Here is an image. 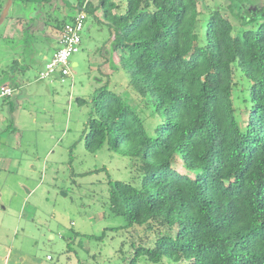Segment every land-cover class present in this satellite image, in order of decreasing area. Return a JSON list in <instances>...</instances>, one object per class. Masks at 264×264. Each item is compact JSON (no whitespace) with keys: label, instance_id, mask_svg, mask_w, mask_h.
<instances>
[{"label":"trees","instance_id":"obj_1","mask_svg":"<svg viewBox=\"0 0 264 264\" xmlns=\"http://www.w3.org/2000/svg\"><path fill=\"white\" fill-rule=\"evenodd\" d=\"M10 1L57 0H1ZM220 5L78 2L102 9L112 72L141 99L127 102L108 82L79 98L91 107L86 148L130 160L133 181L112 182L139 226L128 264H264V5Z\"/></svg>","mask_w":264,"mask_h":264},{"label":"rangeland","instance_id":"obj_2","mask_svg":"<svg viewBox=\"0 0 264 264\" xmlns=\"http://www.w3.org/2000/svg\"><path fill=\"white\" fill-rule=\"evenodd\" d=\"M112 1L125 9L126 0ZM78 2L15 1L1 20L7 3L0 0V88H14L12 96L0 94V264H128L133 253L139 226L128 222L112 192L113 181H133L130 160L107 147L91 152L83 137L91 107L79 98L90 100L108 82L127 102L141 100L122 69L112 72L118 57L104 58L110 29L96 18L101 8L87 13L81 50L71 58L80 65L41 78L57 44L56 22L72 21ZM231 2L264 5L205 0L212 7ZM36 19L44 26L33 30Z\"/></svg>","mask_w":264,"mask_h":264},{"label":"built area","instance_id":"obj_3","mask_svg":"<svg viewBox=\"0 0 264 264\" xmlns=\"http://www.w3.org/2000/svg\"><path fill=\"white\" fill-rule=\"evenodd\" d=\"M87 12L81 10L72 21L66 22L60 31V46L54 51L46 69L41 72V78L52 76L55 72L69 75L72 72V56L81 50L82 32L86 25ZM2 96H12L14 89L9 85L0 88ZM51 259V256H48Z\"/></svg>","mask_w":264,"mask_h":264},{"label":"crops","instance_id":"obj_4","mask_svg":"<svg viewBox=\"0 0 264 264\" xmlns=\"http://www.w3.org/2000/svg\"><path fill=\"white\" fill-rule=\"evenodd\" d=\"M13 4V2L10 4V6ZM78 6V5H77ZM79 11H81V9L79 10ZM32 17H34V16H32ZM31 21H33L32 23H34V24H32V28H33V30L34 29H36V28H40V27H42V26H44V23L42 22V21H40V20H38V19H36V20H30V22ZM36 23V24H35ZM60 23V21L58 22V20H57V22H56V28H58L57 30H56V32H55V34L53 35V36H51L52 37V39H54V40H57V44L55 45V46H53V49H52V52H51V56H50V58L48 59V61L46 62V64L49 62V60L51 59V57H52V55H53V53H54V51L60 46V40H59V38H60V31H61V27H59L58 26V24ZM36 25V26H35ZM34 26H35V28H34ZM27 27H29V26H27ZM43 30V28L42 29H40V31H42ZM48 31V30H47ZM22 34V36H23V34H24V32H22L21 33ZM109 38H108V41H107V45H106V48H109V49H106V50H108L107 52H106V50L104 49V51L106 52V54H108L107 56H105L104 58L106 59V61H109V60H111L114 56H117L116 55V53H111L112 52V49H111V43H112V39H113V35H111V33L109 34ZM82 42H83V37H82ZM104 48H105V46H104ZM109 52H110V54H109ZM115 58V57H114ZM108 64H109V62H108ZM80 65V62L79 61H72V66H79ZM109 68V67H108ZM110 69V68H109ZM107 74H108V72H106ZM63 75H61L59 72H55L52 76H50V77H52V78H55V77H62ZM50 77H48V78H50ZM3 85H9V86H11L10 84H8V83H5V84H2L1 86H3ZM12 87V86H11ZM13 88V87H12ZM14 89V88H13ZM34 260V259H33ZM38 264H44V261H39V263Z\"/></svg>","mask_w":264,"mask_h":264},{"label":"water","instance_id":"obj_5","mask_svg":"<svg viewBox=\"0 0 264 264\" xmlns=\"http://www.w3.org/2000/svg\"><path fill=\"white\" fill-rule=\"evenodd\" d=\"M11 3H12V2L10 1L9 4L6 5L7 7H6V9L4 10V13H3V15H2L1 20L6 16V13H7L8 8H9V6H10Z\"/></svg>","mask_w":264,"mask_h":264}]
</instances>
